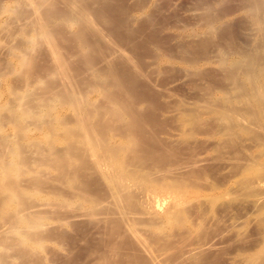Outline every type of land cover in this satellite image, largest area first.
<instances>
[{
	"label": "rangeland",
	"instance_id": "rangeland-1",
	"mask_svg": "<svg viewBox=\"0 0 264 264\" xmlns=\"http://www.w3.org/2000/svg\"><path fill=\"white\" fill-rule=\"evenodd\" d=\"M245 1L0 0L1 264H264V6Z\"/></svg>",
	"mask_w": 264,
	"mask_h": 264
},
{
	"label": "bare ground",
	"instance_id": "bare-ground-1",
	"mask_svg": "<svg viewBox=\"0 0 264 264\" xmlns=\"http://www.w3.org/2000/svg\"><path fill=\"white\" fill-rule=\"evenodd\" d=\"M223 1H224V0H223ZM243 1H245V0H243ZM247 1H248V0L245 1V4L247 3ZM256 1H257V0H256ZM262 1H263V0H262ZM262 1H261V0L257 1V2H258V4H257V8H258V6H259V7H260V6H262V7L264 6V2H262ZM226 2H227V1H226ZM253 2H254V1H252L251 3L254 4ZM257 2H255V4H256ZM43 3H44V2H43ZM249 3H250V2H249ZM252 4H250V7H251V8H252V6H253ZM242 5H243V4H242ZM245 6H246V5H245ZM245 6H244V7H245ZM40 7H41V5H40ZM40 7H39V8H40ZM82 7H83V6H82ZM82 7H80V8H82ZM84 7H86V5H85ZM84 7H83V8H84ZM262 7H260L259 9H260V10H261V9L263 10ZM39 8H37V9H39ZM68 8H69V7H68ZM72 8H74V7H71V9H72ZM75 8H77V7H75ZM245 8H246V7H245ZM247 9H249V8L247 7ZM259 9H257V10H259ZM39 10H40V9H39ZM62 10H63V9H62ZM62 10H60V11L63 13ZM66 10H67V8H66ZM69 10H70V9H69ZM69 10H68V11H69ZM83 10H84V9H83ZM250 10H251V9H250ZM260 10H259V11H260ZM44 11H46V10H44ZM47 11H51V12H52V10H47ZM47 11H46V12H47ZM68 11H66L67 14L70 12V11H69V12H68ZM73 11H74V9H73ZM254 11H256V10H254ZM51 12H49V13H51ZM64 12H65V11H64ZM83 12H84V11H83ZM83 12H82V13H83ZM252 12H253V11H252ZM49 13H48V14H49ZM85 13H86V12H84V15L82 14V15L84 16L83 19H85ZM257 13H258V12H257ZM35 14H37L36 11H35ZM39 14H40V13H39ZM55 14H58V12H57V13H54V16H55ZM63 14H64V13H63ZM67 14L65 13L64 16L60 17L65 23H67V24H65V26H67V25H73V24H75V23L78 24V22H79V21L77 22L78 17L74 16V14H73V16H71V15H67ZM70 14H72V13H70ZM78 14L80 15V13H78ZM51 15H52V14H51ZM59 15H60V14H59ZM59 15H58V16H59ZM61 15H62V14H61ZM48 16H49V15H47V17H48ZM43 17H44V16H43ZM43 17H42V21L48 19L47 17H44V18H43ZM40 18H41V17H40ZM45 18H47V19H45ZM80 18H81V17H80ZM43 19H44V20H43ZM49 19H52V18L49 17ZM54 19H56V20H53V21H57V18H56V17H54ZM58 19H59V18H58ZM30 20H31V19H30ZM40 20H41V19H40ZM40 20H39V21H40ZM42 21L40 22L41 24L39 23V24H40V27L37 26V27L40 28V29L38 28L39 31L37 30V33H39L41 36H43V39H45V37H46V38L48 37V39H47V41H48L49 38H52L53 36H52V37H49L52 33H50V31L47 29L46 25H45V26L42 25ZM48 21H49V20H48ZM50 21H51V20H50ZM53 21H51V22H53ZM58 21H59V20H58ZM82 21H83V20H82ZM33 22H34V19H33ZM33 22H32V23H33ZM46 22H47V21H46ZM61 22H62V21H61ZM35 23H37V22L35 21ZM35 23H34V24H35ZM43 23H45V22H43ZM49 23H50V22H49ZM54 23H55V22H54ZM30 24H31V23H30ZM34 24H32V25H34ZM37 24H38V23H37ZM37 24H36V25H37ZM63 24H64V23H63ZM36 25H35L34 28H37ZM57 25H58V23H56V26H57ZM60 25H61V23H60ZM50 26H51V25H50ZM75 26H76V25H75ZM54 27H55V26H54ZM30 28H31V27H30ZM48 28H49V27H48ZM51 28H52V26H51ZM67 28H68V27H67ZM69 28H71V27H69ZM32 29H33V27H32ZM49 29H50V28H49ZM34 31H35V30H34ZM51 31H52V29H51ZM53 31H55V29H54ZM53 31H52V32H53ZM101 31H102V30H101ZM24 32H25V31H24ZM27 34H28V33H27ZM35 34H36V32H35ZM39 34H38V35H39ZM53 34H54V33H53ZM24 35H25V34H24ZM31 35H33V34L31 33ZM26 36H27V35H26ZM28 36H30V35L28 34ZM34 36H35V35H34ZM44 36H45V37H44ZM30 37H32V36H30ZM30 37L27 38V39H29L28 41H30ZM34 38H35V37H34ZM34 38H33V42L36 40V39L34 40ZM36 38L38 39L37 34H36ZM53 38H54V37H53ZM53 38H52V39H53ZM39 39H42V38H40V36H39ZM82 41H84V40H82ZM33 42H32V43H33ZM49 42H51V41L49 40ZM32 43H31V44H32ZM51 43H52V42H51ZM80 43H81V42H80ZM82 43L84 44V42H82ZM84 45H88V44H84ZM84 45H83V46H84ZM88 46H89V45H88ZM85 47H86V46H84V47H82V48L85 49ZM22 54H23V53H22ZM122 54H123V53H122ZM23 55H24V54H23ZM26 55H27V53H26ZM123 55H124V54H123ZM125 56H126V55H125ZM18 57H19V58L22 57V59H23V57H24V58L26 57V61L29 60V58H27L28 56H25V55H24V56H22V55L20 56V55H19ZM118 57H119V56H118ZM20 60H21V59H20ZM21 61H22V60H21ZM21 61H19V62H21ZM24 61H25V59H24ZM24 61H23V62H24ZM21 63H22V62H21ZM21 63H20V65H21ZM24 64L26 65V62L23 63V65H24ZM109 64H110V63H109ZM106 70H107V69H106ZM110 71H111V70H110ZM107 72H108V71H107ZM107 72H106V73H107ZM109 74H110V73H109ZM109 74H108V75H109ZM115 74H116V73H115ZM104 75H105V74H104ZM110 75H111V74H110ZM93 76H94V75H93ZM105 77H107V76H105ZM95 78H96V77H95ZM103 79H104V78H103ZM105 79H106V78H105ZM120 79H121V78H120ZM106 80H107V79H106ZM117 80H118V79H116L115 81H117ZM113 81H114V80H113ZM115 81H114V82H115ZM114 82H112L113 85H116V82H115V84H114ZM117 82H118V81H117ZM109 84H110V83H109ZM116 86H119V85L117 84ZM104 87H105V86H104ZM98 88H99V87H98ZM111 89H112V88H111ZM116 89L119 90V89H121V87H120V88H119V87H118V88L116 87ZM101 90H102V88H101ZM101 90H100V92H101ZM103 90H104V88H103ZM112 90H113V89H112ZM114 90H115V89H114ZM118 90H117V91H118ZM121 90H122V89H121ZM106 91H107V87H106V90H105L104 92H106ZM119 91H120V90H119ZM123 91H124V90H123ZM123 91H122V94H123V95H124V94L127 95V93H125V92L123 93ZM97 92H98V91H97ZM102 92H103V91H102ZM102 92H101V93H102ZM104 92H103V94H105ZM112 92H113V91H112ZM106 93H107V92H106ZM113 93H114V92H113ZM120 93H121V92H120ZM120 93H119V94H120ZM74 94H75V93H74ZM116 94H117V93H115V95H116ZM77 95H78V94H77ZM111 95H112V94H111ZM115 95H114L113 98H109L110 95H109V96L107 95V98L110 99V100H111V99H115V98H116ZM78 96H80V95H78ZM105 96H106V94H105ZM120 96H121V95H120ZM128 96H129V95H128ZM75 97H76V96H75ZM75 97H74L73 99H75ZM123 97H124V96H123ZM120 98H122V97H118V99H120ZM79 99H80V98H79ZM83 100H84V99H83ZM120 100H121V99H120ZM120 100H118V102H119ZM70 101H71V99H70ZM79 101H82V100H77V103L75 102V104H74L75 109L79 112V113H76V112H75V113L78 115V117H77V124H78V126H79L78 128H81V127H82L83 129H85V131L92 130V128H90V129H89V128H88V129L85 128V127H90L91 124L94 123V122H91V118H93V117L90 116L91 112H88V111L83 110V109H82V105H83V104L80 103ZM87 101H88V100H87ZM87 101H86V102H87ZM89 101H90V99H89ZM111 101H112V100H111ZM115 101H117V99H115ZM115 101H112V103L115 102ZM121 101H122V100H121ZM53 102H54V101H53ZM57 102L59 103V101H57ZM86 102H85V104H86ZM95 102H96V101H95ZM118 102H117V103H118ZM51 103H52V102H51ZM64 103H65V102H64ZM107 103H110V102L107 101ZM115 103H116V102H115ZM54 104H55V102H54ZM113 104H114V103H113ZM113 104H112V107H113ZM118 104H119V103H118ZM124 104H125V103H124ZM124 104H122V103L120 102V106L122 105L121 108H124V107H123ZM9 105H10V104H9ZM9 105H8V106H9ZM65 105H66V104H65ZM67 105H68V103H67ZM67 105H66V106H67ZM104 105H105V104H104ZM106 105H108V104H106ZM109 105H110V104H109ZM109 105H108V108L111 109V111H109V112H112V113H114V115H115L114 117L112 116L113 119H114V121H115V122L117 121L116 123H118V121L120 120L119 123H118V124H120V122H122L121 120L124 119V118L126 117V116H124V114H123L124 112L127 113L126 107H125V110L123 109L124 112H121L120 109L115 108V105H114L113 108L110 107ZM102 106H103V105H102ZM50 107H51V106H50ZM91 107L94 108V105H92ZM95 107H97V105H95ZM106 107H107V106H106ZM6 108H7V107H6ZM8 108H9V107H8ZM128 108H129V107H128ZM9 109H10V108H9ZM12 109H13V107H12ZM45 109H46V108H45ZM53 109H54V108H53ZM89 109H90V108H89ZM130 109H131V107H130ZM130 109H129V110H130ZM4 110H5V109H4ZM49 110H50V109H49ZM49 110H48V111H49ZM102 110H103V109H102ZM2 111H3V110H2ZM84 111H85V112H84ZM91 111H92V110H91ZM93 111H94V110H93ZM95 111H96V110H95ZM95 111H94V112H95ZM98 111H99V110H97V114H98ZM15 112H16V111H15ZM46 112H47V110H46ZM94 112H92V113H94ZM106 112H107V111H106ZM109 112H108V114H109ZM49 113H50V111H49ZM75 113H74V114H75ZM87 113H88V114H87ZM126 113H125V115H126ZM15 114H16V113H15ZM32 114L34 115L35 113H32ZM32 114H31V115H32ZM41 114H42V113H41ZM97 114H96V115H97ZM101 114H102V112H100V115H101ZM106 114H107V113H106ZM127 114H128V113H127ZM21 115H23V114H21ZM33 115H32V116H33ZM46 115H49V116H50V114H48V112H47L46 114H44V115H41V116L45 118ZM77 115H76V116H77ZM93 115H95V113H94ZM96 115H95L94 117H96ZM98 115H99V114H98ZM102 115H103V114H102ZM128 115H129V114H128ZM128 115H127V116H128ZM18 116H19V115H18ZM23 116H25V113H24ZM37 116H38V115H37ZM37 116L35 115V118H37ZM103 116H104V115H103ZM103 116H102V117H103ZM107 116H109V115H107ZM97 117H98V116H97ZM100 117H101V116H100ZM104 117H105V116H104ZM129 117H130V116H129ZM129 117H128V118H129ZM20 118L23 119L22 117H20ZM33 118H34V116H33ZM38 118H40V117H38ZM38 118H37V119H38ZM50 118L52 119V117H50ZM110 118H111V116H110ZM115 118H116L117 120H115ZM126 118H127V117H126ZM13 119H14V118H13ZM56 119H57V118H56ZM93 119H94V118H93ZM95 119H96V118H95ZM95 119H94V120H95ZM98 119H100V118H98ZM104 119H106V118H104ZM15 120H16V124L13 123V125H17L19 121H22V120H19V121L17 122V119H16V118H15ZM54 120H55V119H54ZM58 120H59V119H58ZM75 120H76V119H75ZM102 120H103V119H102ZM13 121H14V120H13ZM98 121H99V120H98ZM100 121H101V119H100ZM100 121H99V122H100ZM105 121H106V120H105ZM124 121H126V119H124ZM124 121H123V122H124ZM127 121H129V120L127 119ZM73 122H74V120H73ZM73 122H72V124H75V123H73ZM96 122H97V121H96ZM99 122H97L96 125H98ZM43 123H44V122H43ZM45 123H47V122H45ZM116 123H115V124H116ZM124 123H125V122H124ZM124 123H121V124L124 125ZM126 123H127V125L130 124L129 122H126ZM128 123H129V124H128ZM54 124H55V123H54ZM18 125H19V124H18ZM21 125H22V124H20V126H21ZM36 125H37V124H36ZM46 125H47V124H46ZM56 125H57V124H56ZM56 125H54V127H55ZM60 125H63V124H60ZM60 125H59V126H60ZM122 125H121V127H122ZM125 125H126V124H125ZM22 126H23V125H22ZM37 126H38V125H37ZM57 126H58V125H57ZM70 126H71V125H70ZM80 126H81V127H80ZM63 127H64V125H63ZM65 127H66V126H65ZM91 127H92V126H91ZM115 127H116V126H115ZM125 127H126V126H125ZM40 128H41V126H40ZM71 128H72V127H71ZM76 128H77V127H76ZM76 128H75V129H76ZM93 128H94V127H93ZM105 128H106V127H105ZM107 128H108V127H107ZM49 129L51 130L52 128H49ZM66 129H67V127H66ZM83 129H81V131H84ZM112 129H113V127H112ZM119 129H121V128H119ZM40 130H41V129H40ZM50 130H49V131H50ZM95 130H96V128L94 129V132H95ZM103 130H104V129H103ZM108 130H109V129H108ZM54 131H56V130H54V129L51 130V132H53V134H54ZM77 131H78V129H77ZM81 131H80V133H83V132H81ZM85 131H84V134H85ZM92 131H93V130H92ZM92 131H88V132H89V133H93ZM105 131H107V130H105ZM105 131H104L103 134H105ZM109 131H110V130H109ZM88 132H86V133H88ZM119 132H120V130H119ZM129 132H130V131H129ZM111 134H112V133H111ZM120 134H121V136H122V138H123V137H125V136H123V134H128V131H126V133H123V132H122V133H120ZM129 134H130V136H131V133H129ZM129 134H128V135H129ZM133 134H134V133H133ZM89 135H91V134H89ZM89 135H87V137H88ZM93 135H94V134H93ZM108 135H109V134H108ZM44 136H45V135H44ZM113 136H114V135H113ZM113 136H112V137H113ZM45 137L49 138L48 135L45 136ZM83 137L85 138V136H83ZM89 137H91V136H89ZM89 137H88V138H89ZM106 137H107V135H106ZM107 138H108V137H107ZM130 138H133V137L131 136V137H129V139H130ZM123 139H124V138H123ZM133 139H134V138H133ZM108 140H109V139H108ZM131 140H132V139H131ZM123 141H126V140H123ZM127 142H128V141H127ZM127 142H126V143H127ZM129 142H130V141H129ZM129 142H128V143H129ZM126 143L124 144L125 146H126ZM128 143H127V144H128ZM130 143H132V142H130ZM114 144H115V143H114ZM114 144H113V145H114ZM113 147H114V146H113ZM16 148H17V146H16ZM116 149H117V145H116ZM118 149H119V148H118ZM120 149H121V147H120ZM123 149H124V148H123ZM13 150H14V149H13ZM13 150H12V151H13ZM18 150H19V149H18ZM12 151H11V152H12ZM16 151H17V149L15 150V152H16ZM67 151H68V150H67ZM119 151H120V150H119ZM15 152H14V153H15ZM62 152H63V150H61V153H62ZM114 152H117V151H114ZM14 153H13V154H14ZM59 153H60V152H59ZM61 153H60V154H61ZM13 154H12V155H13ZM63 154H64V152H63ZM65 154H66V153H65ZM13 156L15 157L14 159H16V156L19 158V154H17L16 156H15V155H13ZM61 157H62V156H61ZM65 157H66V156H65ZM10 159H12V157H10ZM14 159H13V161H12V160H9L10 162H9V163H6V164H10V163L12 164L13 162H15ZM18 160H20V159H16V161H18ZM6 164H5V165H6ZM11 164H10V165H11ZM14 164H15V163H14ZM17 164H20V163H17ZM10 165H6V166H8V167H13V170L16 169V168L14 167L15 165H13V164H12L11 166H10ZM6 168H7V167H6ZM17 168H18V167H17ZM9 169L12 170V168H9ZM9 169H8V170H9ZM21 170H22V169H21ZM21 170H20V171H21ZM18 172H19V171H18ZM18 172H17V173H18ZM0 173H1V172H0ZM21 173H22V172H21ZM15 174H16V173H15ZM18 176H19V175H18ZM16 177H17V176H16ZM1 178H2V181H4V180L7 179V178L3 179V177H1ZM2 181H1V182H2ZM10 182H12V181H10ZM3 183H4V182H3ZM12 183H14V181H13ZM6 184L8 185L9 182H8V183L6 182ZM15 184H16V183H15ZM17 184H18V183H17ZM0 185H1V183H0ZM3 186H4V187H3ZM11 186H12V184H11ZM1 187L5 188L6 185L3 184V185H1ZM8 187H9V185H8ZM8 187H6L5 189L8 190ZM14 187H18V186H14ZM12 188H13V187H11V189H10V187H9V190H10V191L12 192V194H13V191L15 190V188H13L14 190H13ZM18 189H19V188H18ZM9 190H8V191H9ZM12 190H13V191H12ZM8 191H7V193H8ZM17 191H18V190H17ZM14 192H16V190H15ZM19 193H20V190H19ZM17 194H18V193H17ZM10 195H11V193H10ZM18 195H19V194H18ZM8 196H9V195H8ZM13 196H14V195H13ZM15 198H16V197H15ZM11 199H12V198H11ZM7 200H8V199H7ZM16 200H17V199H16ZM13 201H14V199H13ZM13 201H12V202H13ZM17 201H18V200H17ZM7 202H8V201H7ZM9 202H10V201H9ZM10 203H11V202H10ZM11 204H12V203H11ZM7 205H8V204H7ZM27 219H28V218H27ZM33 220H34V219H33ZM33 220H31V221H33ZM31 221H30V222H31ZM28 222H29V220H28ZM28 222H27V223H28ZM33 222H34V221H33ZM35 222H36V221H35ZM0 264H1V263H0Z\"/></svg>",
	"mask_w": 264,
	"mask_h": 264
}]
</instances>
